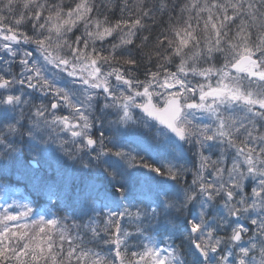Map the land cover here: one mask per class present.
<instances>
[{
  "label": "snow or ice",
  "instance_id": "obj_1",
  "mask_svg": "<svg viewBox=\"0 0 264 264\" xmlns=\"http://www.w3.org/2000/svg\"><path fill=\"white\" fill-rule=\"evenodd\" d=\"M100 7L96 0H76L74 6L65 5L63 0L51 6L46 0H0V50L15 56L13 44L34 45L48 65L77 78L90 90L102 91L120 105L122 119H131V107L140 108L191 145L195 157L191 166L153 171L181 186L182 192L175 198H164L166 210L184 216L190 205H199V218L188 221L190 231L185 234L200 254L195 264H233L227 248L221 249L242 240H247L248 246L240 248L235 264H264V0H138L135 7L123 0L122 4L111 3L112 15L105 12L103 19ZM149 21L160 29L151 41ZM29 22L30 34L19 30ZM123 50L128 54H122ZM17 62L23 66L22 78L0 73V90H4L0 103L20 101L19 96L8 93L15 84L48 92L56 101L50 105L52 111L40 105L35 115L45 121L51 116L53 125L82 141L78 150L96 146L97 139L89 134L92 121L85 108L72 104L68 93L50 84L32 61L31 52L24 50ZM198 62L209 66L198 68ZM141 64L156 67V71L145 67L143 81L133 70ZM173 64L177 71H166ZM189 70L192 76L206 81L215 77V87L212 83L193 85L187 78ZM112 78L127 91L116 93ZM173 87L177 90L169 91ZM161 88L164 92L158 90ZM61 102L72 109L71 115H56ZM235 106L243 114L232 110ZM0 119H4L3 113ZM4 127L8 133L18 130L15 124ZM229 150H233L230 166L226 163ZM101 151L110 150L101 142ZM213 151L218 152L216 159L212 158ZM115 155L126 158L130 165L137 163L134 156ZM249 181L254 183L246 191ZM141 195L147 198V194ZM220 204L222 214L210 215ZM132 209L102 211L84 226L73 225L76 235L67 250L64 243L71 235L67 229L58 233V245L49 234L58 227L56 219L35 221L30 235L29 225L21 224L22 231L9 228L6 222L17 217L4 213L0 218V264H184L181 249L170 243L161 248L150 241L131 256L121 250V238L134 235L124 228L125 219L135 227V235L143 236L144 230L156 227L169 234L180 231L172 217L162 223L156 208ZM241 219L252 225L251 235L243 224L234 225L224 235L217 231ZM210 221L214 226L209 227ZM102 237L115 246L114 256L103 257L87 247Z\"/></svg>",
  "mask_w": 264,
  "mask_h": 264
},
{
  "label": "rangeland",
  "instance_id": "obj_2",
  "mask_svg": "<svg viewBox=\"0 0 264 264\" xmlns=\"http://www.w3.org/2000/svg\"><path fill=\"white\" fill-rule=\"evenodd\" d=\"M13 50L16 55L13 56L10 52L0 50V73L5 74L9 78H22L21 74L23 71V66L17 61L23 54L24 50L32 53V61L37 63L41 68L42 74L46 79L50 81L53 87L61 88L66 93H68L72 104L77 107L83 106L86 110V114L92 121V127L89 130V134L97 139L98 143L92 148H86L83 150H78L77 145L82 143L76 138H72L70 133L66 131H61L59 126H55L51 123V116L48 120L37 117L35 115L36 109L40 105H44L50 109V105L55 101V97L48 92H43L38 88L31 89L25 88L21 84H15L11 89L8 90L9 94L16 95L20 97V101L13 104H2L0 103V113H3L4 119H0V134H2V140L10 141H23L28 147V153L34 162L41 166H45L49 169L53 163L57 164L64 161H70L71 164H76L78 170L91 169L94 174L98 173L101 165L99 163L108 162H127V168H132L134 166L130 165L126 158L118 157L115 155L116 152L124 153L126 156L131 155L138 159L143 150L152 153L156 156L158 163L165 168L166 166L179 167L180 165L191 166L192 161L195 157L192 154V146L187 144L185 141L182 143L177 141L175 136L169 132V130L160 125L141 113L140 108L131 107L130 115L131 119H122V109L118 104L112 103L106 94L100 90H90L86 85L81 83L77 78L68 76L65 72L56 69L52 65H48L42 57L36 52L35 46L31 44H25L23 42L12 45ZM191 64V61H189ZM200 67H208V64L198 62L196 65ZM220 66V65H217ZM235 75V70H232ZM183 76L184 74H180ZM164 73H161L160 79L163 80ZM141 81L145 77H139ZM151 79V77H148ZM187 78L191 80L193 85L197 83H212L215 87L216 78L213 77L210 81H206L204 77L192 76L190 70L187 73ZM112 83L114 86V91L119 93L121 91H127V88L122 83L115 82L112 78ZM178 87V86H177ZM177 87L169 89L171 92H175ZM143 91L142 88L139 89ZM160 92H164V89H158ZM156 91V89H153ZM182 91V90H181ZM4 90H0L3 93ZM186 95V94H185ZM195 101L198 102V94L195 96ZM156 99L153 103H156ZM232 110L238 111L243 114L242 109L239 106H235ZM72 109L61 102L60 107L55 110L56 115L69 116L71 115ZM75 122V121H73ZM15 124L17 131L14 133H8L4 125ZM112 131H116L117 136H113ZM36 137H40L38 140ZM61 141H65L61 144ZM101 142L105 149L110 151H101ZM0 145H5V142L0 143ZM217 151L212 152V158L216 159L217 156L214 154ZM218 153V152H217ZM233 150H229L228 159L226 163L228 166L231 165V155ZM23 170V169H22ZM25 174H31V170L21 171ZM141 179V189L139 192L147 194L145 203L141 205L143 201H137L134 199L131 203L129 201H122L119 199H113V197L106 191H102L100 188L103 186L102 182H96L97 176L93 177L94 185L96 189L94 194L91 195L89 205L85 209L90 211L94 210L95 215L100 212H119L126 207H132V211L135 212L136 207H143L144 205L149 206L148 208L155 207L159 203L163 204V196L165 190L173 189V191L179 195L182 190L179 186L177 188L174 185V181L161 176L157 172L153 171L150 167H143L139 173ZM254 181H249L245 186V190H250L251 184ZM100 190V191H99ZM139 193V195H141ZM25 191L22 189H14L3 187L0 188V218L3 217L4 213L8 215H13L17 217L15 221H7L8 227L17 230L21 224L29 225V234H32V227L35 221L44 219H56L58 221V227L54 228L49 234L53 239L59 244L58 233L64 229L69 232V227L67 225L68 216L60 218L58 212L54 205L55 197L50 193L48 195L49 204L44 206H39L38 208L32 205L31 200L26 197L23 198ZM30 209V211H29ZM194 218L196 220L199 218L200 208L199 205H195ZM223 206L218 205L210 215L222 214ZM27 213V215H22ZM128 223L125 219L123 225ZM243 224L249 229V235H251L252 225L248 223L247 219H241L238 221H230L228 226L230 229L232 227ZM43 226V225H41ZM214 226L213 222H209V227ZM23 230V229H19ZM71 232L72 229L70 228ZM223 230H226L225 228ZM223 230L217 229L218 232ZM38 231V229H37ZM135 233V227L133 229ZM157 232L146 233L144 231L143 236L136 235L138 240L137 251H141L143 245H147L150 241L158 244L161 248L165 247L161 242L160 235ZM76 234V232H74ZM70 235L69 241L71 242ZM246 239V238H245ZM24 241L21 242V244ZM13 243H16L13 240ZM248 246L247 240H242L240 242H233L232 245H225L222 247L227 248L230 254V259L235 264L236 255L238 254L240 248H246ZM68 247V246H67ZM90 248L89 246H87ZM95 252L100 253L103 257H108L105 252ZM116 248H114V253ZM215 257H213V260Z\"/></svg>",
  "mask_w": 264,
  "mask_h": 264
},
{
  "label": "trees",
  "instance_id": "obj_3",
  "mask_svg": "<svg viewBox=\"0 0 264 264\" xmlns=\"http://www.w3.org/2000/svg\"><path fill=\"white\" fill-rule=\"evenodd\" d=\"M41 2H45V0H41ZM49 6L55 3H59L60 0H46ZM65 5L72 4L74 6V2L76 0H63ZM129 7H135L138 0H128ZM149 3L152 0H148ZM178 3L186 2V0H177ZM203 2V0H201ZM96 3L100 7V12L102 15L100 16L103 19V13L107 12L109 16L112 15L110 11L111 3L122 4L123 0H96ZM67 9L65 8V11ZM30 15V13H29ZM47 15V13H45ZM120 15L119 11H116V16ZM128 15V13H125ZM187 14H185L186 18ZM160 17L157 16V20ZM165 23L168 21V17L164 18ZM149 26L152 29V33L150 36V41L155 38V36L159 32L158 24L148 22ZM195 27V23L193 24ZM200 27H203V21L200 23ZM20 31H24L26 33H31L32 24L31 22L25 24L23 27L19 29ZM81 26V31H82ZM199 32V29H197ZM80 33L77 32V35ZM144 35H149L147 32L143 33ZM71 35V34H69ZM99 47V43L97 44ZM106 47V45H105ZM122 54H128L126 50L122 51ZM139 59V56H137ZM177 64L179 61L177 60ZM145 67L149 71H156V67L153 64L140 65L139 67L134 68L133 70L137 72L139 77H145L144 71ZM166 71L176 72V65H169ZM163 74V72H162ZM113 136H117L116 131H112ZM40 140V137H36ZM5 145H0V188H14L16 190L22 189L25 191L23 194V198L28 197L31 200L32 205L38 208L39 206H44L49 204L48 195L51 193L55 197V201L52 204L56 208L58 212V216L60 218L68 216L67 225L69 227V232L71 235L75 236L74 232L76 229L73 228V225H86L90 218L94 217V210L87 211L85 209L87 205H89V200L91 195L94 194V190L96 186L94 185L93 177L97 176L95 181L102 182L103 186L100 188L102 191L108 192L113 199H119L122 201H142L141 205H143L146 201L142 195H139L141 189V179H140V171L142 169L143 164L151 165L150 168L155 169H164L156 159L152 153L147 152L145 150L142 151L140 157L137 160V163L130 169L127 168V162H108V163H99L101 165L98 173L94 174L91 169L87 170H78V166L76 164H71V160L60 162L57 164L52 163L49 169H46L45 166L34 167L31 163V156L28 153V147L23 141H10L5 140ZM23 169V170H22ZM31 170V174H25L21 171ZM162 176V175H161ZM166 178L173 180L167 176ZM174 181V185L180 187V184L177 181ZM182 190V189H181ZM100 191V190H99ZM163 200L165 197L175 198L177 194L173 191V189L167 188L165 193H163ZM147 210H151L156 208L160 211V220L163 223L165 219L168 217H172L177 224L180 226V231L175 234H169L163 228H147L144 230L146 233L149 232H157L156 234L160 235L162 244L166 247L169 243L173 246H178L182 252V258L184 260V264H195L196 258L199 257L198 253L194 249L192 242L185 238V234L189 232L188 221L193 220L194 211L195 213L198 210L195 209V206L190 205L188 211L185 212L184 216H180L178 213L174 211L166 210L163 207V204L159 203L155 207L148 208L149 206L144 205ZM213 211L210 212V214ZM124 228L133 233L134 226L129 223H125ZM70 228L73 232H71ZM226 230L219 232V234L224 235L231 231L229 226L225 227ZM134 235L127 238L126 240L122 237V251H126L129 256L134 251H137L138 247V238ZM80 235H84L83 232ZM103 235V233L101 234ZM72 236V237H73ZM106 238H101L99 240L90 241L87 246L91 249L98 250L99 252H105L107 256H114V248L115 246L111 243L104 242ZM22 242V241H21ZM20 242V243H21ZM69 243H64V249L67 250V246Z\"/></svg>",
  "mask_w": 264,
  "mask_h": 264
},
{
  "label": "water",
  "instance_id": "obj_4",
  "mask_svg": "<svg viewBox=\"0 0 264 264\" xmlns=\"http://www.w3.org/2000/svg\"><path fill=\"white\" fill-rule=\"evenodd\" d=\"M141 112H142V114L144 115V116H146L147 118H149L150 120H152V121H154V122H156V123H158V124H160V125H163L164 127H166L167 128V126L166 125H164V124H161L158 120H156L154 117H150V116H148L142 109H141ZM168 130H169V132H171V133H173L169 128H167ZM173 134H175V133H173ZM176 136V135H175ZM178 138V137H177ZM179 139V138H178ZM180 140V139H179ZM195 248V247H194ZM195 250L197 251V249L195 248ZM197 253L199 254V252L197 251ZM200 255V254H199Z\"/></svg>",
  "mask_w": 264,
  "mask_h": 264
},
{
  "label": "flooded vegetation",
  "instance_id": "obj_5",
  "mask_svg": "<svg viewBox=\"0 0 264 264\" xmlns=\"http://www.w3.org/2000/svg\"><path fill=\"white\" fill-rule=\"evenodd\" d=\"M22 86L25 87V88H27L25 85H22ZM175 138H176L177 141H179V142H181V143L183 142V141L179 140L176 136H175ZM214 154H216V156H217L218 153L215 152Z\"/></svg>",
  "mask_w": 264,
  "mask_h": 264
}]
</instances>
